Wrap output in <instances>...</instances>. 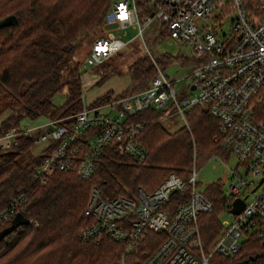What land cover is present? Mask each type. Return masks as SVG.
Returning a JSON list of instances; mask_svg holds the SVG:
<instances>
[{
	"label": "built area",
	"instance_id": "2783aa9c",
	"mask_svg": "<svg viewBox=\"0 0 264 264\" xmlns=\"http://www.w3.org/2000/svg\"><path fill=\"white\" fill-rule=\"evenodd\" d=\"M153 21L164 35L194 53L188 86L175 89L154 63L156 72L145 90L120 98L111 94L109 101L98 106L83 102L67 123L48 118L25 129L12 126L0 135V150L27 136L32 146L49 148L35 178L44 181L56 169H73L86 180L112 139L128 155L140 161L145 158V150L135 142L139 127L126 122L127 114L153 107L176 113L186 123L190 110L199 106L217 121L220 145L242 167V171H231L227 192L221 188V211L232 217L218 218L221 229L210 245L202 243L198 215L213 206L197 189L194 162L186 180L169 172L150 192L138 187L132 196L104 198L92 187L84 213L93 221L81 235L121 243L118 264H218L212 262L213 256L235 257L254 239L261 245L264 264V0H146L141 8L136 0H114L103 19L104 34L95 38L80 64L82 88H86L83 68L96 67L127 44L122 38L125 31L120 34L119 30L131 26L137 30L135 36L142 37L143 28ZM107 26L110 31H105ZM87 74L93 82L99 79L91 71ZM92 126L96 128L88 135ZM185 189L186 200L171 205L172 195ZM24 201L22 194L11 196L0 211V222L15 214ZM237 202H243L242 207L232 211ZM149 231L162 232V240L161 236L144 238Z\"/></svg>",
	"mask_w": 264,
	"mask_h": 264
},
{
	"label": "trees",
	"instance_id": "16d2710c",
	"mask_svg": "<svg viewBox=\"0 0 264 264\" xmlns=\"http://www.w3.org/2000/svg\"><path fill=\"white\" fill-rule=\"evenodd\" d=\"M113 1L0 0V20L7 16L16 19L13 24L0 26V135L23 118L46 115L67 123L82 109L79 67L82 61L76 59V54L88 36L93 41L99 36ZM136 1L141 8L146 0ZM160 34L164 35L161 29ZM119 57L121 51L94 67L100 74L97 84L112 75L129 76L130 85L117 98L145 90L156 72L155 64L161 68L174 60L168 55L153 57L146 53L130 63H121L125 68L120 69L116 63ZM60 92L64 94V102L53 106L51 98ZM110 95L111 92H106L90 106L109 101ZM165 112L147 107L127 114L126 122L139 127L135 142L145 150V158L140 161L128 155L120 142L112 139L94 161L86 180L79 178L73 169H56L44 181L35 178V170L49 148L21 164L20 155L32 146L27 136L0 150V211L11 196L22 194L25 201L16 212L30 220L0 239V264H118L121 243L107 237L97 240L81 235L93 221L84 213L92 187L99 189L104 198L118 194L132 196L138 187L150 192L169 172L186 180L193 162L197 166L200 159L211 153L228 155L218 140L217 121L203 108H192L186 116L187 125L174 131L161 123ZM95 128L92 126L87 134H92ZM203 192L213 206L211 211L198 215L202 243L207 247L221 229L218 213L223 207V195L218 182L208 184ZM185 200L186 189L172 195L170 204L176 206ZM13 217L14 214L0 222V230ZM158 234L149 231L144 238L161 236L162 240V232ZM242 257L249 260L238 261ZM214 261L262 264L263 253L260 243L251 239L237 256L215 255Z\"/></svg>",
	"mask_w": 264,
	"mask_h": 264
},
{
	"label": "rangeland",
	"instance_id": "374dc122",
	"mask_svg": "<svg viewBox=\"0 0 264 264\" xmlns=\"http://www.w3.org/2000/svg\"><path fill=\"white\" fill-rule=\"evenodd\" d=\"M138 12L139 19H141L143 12L141 10ZM211 16H214V13ZM109 28H111V26H107L105 31H108ZM111 31L117 34V31L114 29ZM123 31H125V34L122 35V38L128 40V42L120 50L121 57L116 61L120 69H124L125 66L123 65L130 63L142 54L150 53L153 57L168 55L174 60L168 64H164L161 68L158 67L164 71L168 80L173 83V87L180 91L190 84V72L193 67L194 53L188 46L181 44L166 35L160 34V29L157 27L156 21H153L150 25L143 28L142 37L135 36L137 30L131 26H128L124 30H119V33L121 34ZM102 34H104V30L98 35L100 36ZM92 42L93 37L88 36L83 42V47L78 50L76 59L82 61L87 51L91 48ZM185 59H187V61H185ZM121 63L124 64L121 65ZM88 71H93L94 74L99 75L100 77V74L95 71L94 68L82 69V79L86 85V90L82 96V102L87 105H91V103H93L98 97L102 96L106 91L115 95L125 90L130 85V78L128 75H112L105 81L97 84L96 82H93V78L89 74L85 75V72ZM51 102L53 106L61 105L64 102L63 92L56 93L51 98ZM104 111L108 112L109 109H104ZM1 120L2 116H0V122ZM47 120L48 116L46 115H40L34 119L23 118L19 121L17 127L19 129H25L42 124ZM160 120L162 125L169 131H174L179 126L187 125V122L185 123L178 114L173 112L162 114ZM41 150V146H31L27 151L20 155V163L24 164L28 162ZM196 168V182L199 191H203L206 186L212 182H218L225 193L227 192L228 183L233 177L231 176V171H242V167L237 165V159L229 153L228 155L211 153L207 157L200 159ZM239 209V206H232V211L237 212ZM231 217L232 216L229 213L224 211L218 213L220 221L230 220Z\"/></svg>",
	"mask_w": 264,
	"mask_h": 264
},
{
	"label": "water",
	"instance_id": "95a60500",
	"mask_svg": "<svg viewBox=\"0 0 264 264\" xmlns=\"http://www.w3.org/2000/svg\"><path fill=\"white\" fill-rule=\"evenodd\" d=\"M16 19L14 16H7L0 20V26H6L15 23ZM239 208L242 207L243 202L235 203ZM30 220L25 217L21 212H16L11 223L0 230V239L4 237L6 234L10 233L14 229H16L20 225L29 224Z\"/></svg>",
	"mask_w": 264,
	"mask_h": 264
},
{
	"label": "crops",
	"instance_id": "0c3cea01",
	"mask_svg": "<svg viewBox=\"0 0 264 264\" xmlns=\"http://www.w3.org/2000/svg\"><path fill=\"white\" fill-rule=\"evenodd\" d=\"M90 50V49H89ZM93 73V71H91ZM86 88H82V96H83V93L85 92ZM107 92V91H106ZM106 92H104L103 94H105ZM102 94V95H103Z\"/></svg>",
	"mask_w": 264,
	"mask_h": 264
}]
</instances>
